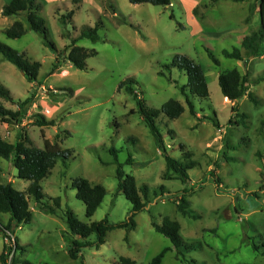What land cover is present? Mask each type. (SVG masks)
Segmentation results:
<instances>
[{
	"label": "rangeland",
	"instance_id": "374dc122",
	"mask_svg": "<svg viewBox=\"0 0 264 264\" xmlns=\"http://www.w3.org/2000/svg\"><path fill=\"white\" fill-rule=\"evenodd\" d=\"M10 1L0 0V40L39 61L41 68L38 81L30 82L0 54V82L14 99L0 97V105L18 110L19 102L28 100L20 109L19 121L0 120V135L15 143L26 132L31 144L40 148L46 138L58 141L68 157L66 165L59 158L51 174L40 181L42 203L27 194L32 220L14 229L21 248L13 253L7 248L8 262L16 257L15 264H23V260L33 264H119L120 256H127L137 264H150L164 248L171 247L161 264H188L177 257L171 240L152 224L168 216L180 222L186 241L199 245L185 253L187 259L199 264H264L262 250L254 247L264 239V52L248 56L242 49V60L223 54L224 49L241 47L244 36L260 28L259 0H171L169 5L129 0H37L48 40L55 48L30 28L26 14H2ZM71 10L72 19L64 23L63 15ZM16 20L22 21L27 31L10 38L5 30ZM100 20L99 40L81 38L76 43L95 52L86 59L84 69L77 68L65 59L66 49L83 26H95ZM207 48L214 51L220 65L211 60ZM176 56H187L204 69L209 97L193 98L197 115L190 112L177 86L187 83L186 72L165 66ZM57 61L62 66L51 73ZM232 68L249 75V93L256 98L248 93L237 102L239 112L248 115L246 120L232 111L235 102L224 97L219 85V74ZM128 77L136 80L131 85L148 107L160 108L170 98L183 103L185 111L179 117L161 113L157 123L168 154L182 163H193L188 180L162 177L164 149L126 85L120 88ZM43 119L52 123L36 124ZM129 157L132 163L127 162ZM119 163L139 187L144 183L150 187L146 207L133 215L135 228L110 229L99 245L96 233L87 238L72 234L65 220L67 209L88 223L129 221L132 204L117 190ZM78 177L100 183L107 191L91 217L72 186ZM0 183L27 191L31 181L19 178L16 167L0 156ZM185 192L199 217L178 210L177 202ZM56 197L61 199L56 213L42 207L54 205ZM9 217L0 213L5 223ZM73 239L90 243L81 247L76 257L69 254ZM12 243L0 233V257L5 244Z\"/></svg>",
	"mask_w": 264,
	"mask_h": 264
},
{
	"label": "trees",
	"instance_id": "16d2710c",
	"mask_svg": "<svg viewBox=\"0 0 264 264\" xmlns=\"http://www.w3.org/2000/svg\"><path fill=\"white\" fill-rule=\"evenodd\" d=\"M132 3H151L154 5H169L171 0H129ZM219 1V0H212ZM241 2L244 0H233ZM74 3H79L80 0H73ZM258 8L261 16V26L258 30L244 36L241 42V47H234L232 50L224 49L223 54L226 57L236 58L242 60L244 58V52L246 51L248 56H258L264 52V0L258 1ZM40 4L37 0H11L8 2L2 10L4 16L26 14L29 26L35 32L41 34L45 40L55 48V45L48 40V27L45 20L39 14ZM253 11V6L250 7V13ZM74 10L69 11L66 15H63L62 19L65 23L67 19H72ZM250 20V14L247 17V21ZM102 25L100 20L95 26L85 25L82 27L78 37L72 38V43L65 57L66 60L71 62L74 66L80 69L86 67V59L95 52H90L82 46L76 45L78 39L89 38L92 41L99 40V28ZM27 29L24 23L20 20H16L10 27L5 30V34L10 38H18L26 33ZM243 49V50H242ZM207 52L211 60L220 65L221 61L216 56L214 51L207 48ZM0 54L9 62L17 66L30 82H37L40 73L41 63L37 60H32L25 53L19 52L12 48L8 44L0 40ZM61 54H63L61 52ZM62 64L57 61L54 63L51 73L59 69ZM167 68L178 67L186 72L188 80L186 84L179 85L181 93L185 96L186 103L190 107V112L193 115H197L193 98L195 96L201 98L209 97V86L207 78L201 64L195 62L187 56H176L171 65L165 64ZM163 74V72H162ZM221 91L225 98L234 103L232 111L237 112L241 119L248 118L246 113L239 112L237 102L246 94L249 93L250 83L249 75L242 74L237 68H232L227 71H223L218 77ZM136 80L133 77H128L121 82L120 88L126 85V90L136 99L139 106V112L150 128L156 142L159 146L163 147V155L166 159V169L162 174L164 179L180 178L183 181L189 179L188 170L193 167V163H182L181 160L171 156L166 151V147L163 141V134L157 123V118L161 113L166 114L170 118L179 117L184 111L185 107L181 101L175 98H170L160 108L148 107L139 96L136 88L131 85L135 84ZM128 84V85H127ZM249 96L256 100V98L249 93ZM0 97L9 101H14L10 90L0 82ZM27 101L19 102L20 109L23 108ZM13 110L0 105V120L15 123L19 121L21 116V110ZM209 118V117H207ZM240 120V119H239ZM237 120V122H239ZM233 122V121H232ZM51 120L45 119L37 121V125L45 126L50 125ZM215 125L219 123L214 120ZM172 132V131H171ZM29 144V145H28ZM183 146V145H182ZM116 154V149L112 150ZM0 156L8 159L17 169V175L19 178L28 179L31 181L27 191H21L16 189L11 183H0V213H8L10 215L9 220L5 223L0 219V233L4 238H11L9 233L13 234L14 229L22 223H28L32 220V211L29 204L27 194L32 195L38 202L42 203L44 197L40 181L51 174L52 169L55 167L59 158L63 159V163L67 164L68 155L62 149L58 141H51L45 139V145L43 148L34 146L31 144L30 139L26 132L21 134L20 140L15 143L7 141L2 135H0ZM128 163H132L131 157L127 160ZM118 187L117 190L122 192L126 198L132 204V216H130L128 222L109 223L107 219L101 221L84 222L80 220L77 214L72 209H67L65 212V220L74 235L81 236L83 238L89 237L92 233H96L97 244L105 242V237L110 229L116 227H126L128 229L135 228L136 223L133 215L146 207L147 201L150 196V187L144 183L140 187L137 185L136 179L132 174H128L124 171L123 166L119 163L117 168ZM215 181L220 184L219 179L216 177ZM72 186L76 189V196L81 199L86 206V215L91 217L97 208L101 205L107 191L106 188L100 183H93L87 178L78 177L73 180ZM160 191L164 193V186L160 188ZM157 193V191H156ZM183 195L177 202L178 210L185 216L199 217L191 209L190 200ZM61 199L56 197L54 199V205L42 204V207L50 213H56L60 207ZM152 224L156 231L167 236L174 248L177 251V257L181 260L187 261L188 264H199L195 259H187L185 253L191 250H195L199 247L198 243L188 242L181 235V224L178 220L172 219L168 216L164 217L161 223L152 221ZM9 232V233H8ZM90 244L89 242L72 240V245L69 248V254L72 257H76L81 250V247ZM15 250L17 251L21 246L19 245L17 238L14 241ZM201 246V245H200ZM255 249H261L264 255V239L260 244L254 245ZM7 248L13 250L12 246L5 244L4 250L1 254L2 264H15L18 261L16 257H12L10 263L8 262ZM23 248V247H22ZM171 250V247L164 248L158 255H156L150 262V264H161L163 257L167 251ZM23 264H33L28 260H23ZM119 264H137V262L127 256H120Z\"/></svg>",
	"mask_w": 264,
	"mask_h": 264
},
{
	"label": "built area",
	"instance_id": "2783aa9c",
	"mask_svg": "<svg viewBox=\"0 0 264 264\" xmlns=\"http://www.w3.org/2000/svg\"><path fill=\"white\" fill-rule=\"evenodd\" d=\"M47 112H50L48 109H47ZM9 233V232H8ZM9 235L11 236V238H7L8 240L10 239L13 243H12V247H13V251L12 253L15 251V246H14V241H15V237L13 236V234L9 233ZM10 246V245H9Z\"/></svg>",
	"mask_w": 264,
	"mask_h": 264
}]
</instances>
